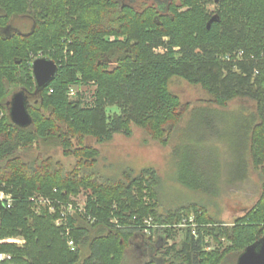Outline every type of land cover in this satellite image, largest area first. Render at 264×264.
I'll return each instance as SVG.
<instances>
[{"label":"trees","instance_id":"16d2710c","mask_svg":"<svg viewBox=\"0 0 264 264\" xmlns=\"http://www.w3.org/2000/svg\"><path fill=\"white\" fill-rule=\"evenodd\" d=\"M138 1L0 0V190L14 198L12 208L0 205V238L26 241L22 248L1 246L12 257L1 264H124L138 239L151 253L146 264H237L264 238V0H153L157 6L145 1L142 8ZM23 17L33 21L28 32L13 29ZM40 57L55 61L59 70L38 91L32 64ZM175 78L201 87L219 110L237 99L254 104L253 111L242 110L240 151L243 179L250 170L258 173L262 190L231 225L199 205L162 213L161 177L154 169L103 180L100 153L85 143L91 138L102 145L140 128L167 146L192 107L171 89ZM90 85L91 105L71 100L73 88ZM19 91L29 99L27 128L10 119L9 104ZM113 107L119 111L111 114ZM53 149L75 160L74 166L54 161ZM200 158L195 170L189 161L180 168H189L191 179H177L209 192L213 188L201 180L221 166L219 160L203 163V153ZM82 191L88 195L84 212L77 209L57 225L60 202ZM35 198L54 200L56 213ZM185 221L188 227H177ZM179 232V247L162 246Z\"/></svg>","mask_w":264,"mask_h":264},{"label":"rangeland","instance_id":"374dc122","mask_svg":"<svg viewBox=\"0 0 264 264\" xmlns=\"http://www.w3.org/2000/svg\"><path fill=\"white\" fill-rule=\"evenodd\" d=\"M145 1L149 6H155L156 2L161 4L166 0H155L156 2L142 0L137 2V6L142 8L146 4ZM216 8L215 4L209 5L211 11ZM32 24L33 21L29 17L18 18L14 21L13 29L28 32ZM170 86L184 103H190L192 107L179 129L172 134L168 145L152 140L140 128H134L130 137L118 134L112 141L102 145L88 138L85 143L96 147L100 153L97 164L99 176L103 180L119 179L128 172L127 170H132L133 175L136 176L143 169H154L161 177L157 193L162 213L199 205L206 207L208 215L213 219L231 225L236 218L243 216L255 205L262 190L258 173L250 170L248 178L243 179L245 157L240 151L244 145L242 134L246 117L244 112L253 111L254 104L237 99L230 102L227 108L219 110L217 109L219 107L211 104V97L199 86H192L181 78L173 79ZM94 89L92 85L77 86L71 90V93L76 94L71 96V100H82L84 105H91L94 100ZM198 108L200 110L196 115L194 112L191 116V111ZM118 111L117 107L109 109L111 114ZM220 137L229 138V143L220 141ZM202 153L203 163L219 160L221 166L219 169H209L205 173V178L201 180L213 188L209 192L193 190L177 179V176L182 174L189 179L192 178L189 168L182 170L180 168L184 162L189 161L192 163L191 169L195 170L197 165L201 164ZM49 155L54 161H61L68 168H72L75 164V160L65 157L61 149H53ZM231 181L233 183L230 184ZM87 196V193L82 191L78 196L70 197V200L84 206ZM189 215L193 216V213ZM147 237L150 238L149 233ZM183 238V232H179L176 240L163 239L162 246H171L176 242L179 247ZM156 239L155 236L153 240ZM141 242L143 241L138 239L132 243V247L127 250L124 264H146L151 259L150 250ZM25 244L26 241L15 246L22 248Z\"/></svg>","mask_w":264,"mask_h":264},{"label":"water","instance_id":"95a60500","mask_svg":"<svg viewBox=\"0 0 264 264\" xmlns=\"http://www.w3.org/2000/svg\"><path fill=\"white\" fill-rule=\"evenodd\" d=\"M58 70V64L52 59L46 57L36 59L32 64V71L37 90L40 91L53 81L58 74ZM28 102V95L25 91H19L12 97L9 104V114L14 125L21 128L32 125V118L27 107ZM237 264H264V238L249 246L239 257Z\"/></svg>","mask_w":264,"mask_h":264},{"label":"built area","instance_id":"2783aa9c","mask_svg":"<svg viewBox=\"0 0 264 264\" xmlns=\"http://www.w3.org/2000/svg\"><path fill=\"white\" fill-rule=\"evenodd\" d=\"M73 94V92L71 93V95ZM36 202L38 205H42V206H48V211L50 214H55L56 213V206L54 205V200L51 199H43V198H35ZM1 204H6L7 208H12L14 206V198L11 194H8L2 190H0V205ZM61 217L58 219L57 221V225H61L62 222L67 218V216L69 214L74 213L75 211H80L81 213L84 212V207L80 204H77L73 201H69L67 204L66 203H61ZM190 221L193 222V216L190 217ZM152 220L149 219L146 221V224H148L149 226H151ZM188 227L187 222L185 221L184 224H180L177 227L179 228H185ZM145 233H149L148 231H146ZM192 234L196 235V228H195V224H192ZM25 243L24 239H19V238H5V239H1L0 238V247L3 245H17V244H22ZM69 246L71 247L72 250H75V244L73 241H69ZM12 259L11 255L1 252L0 251V264L10 261Z\"/></svg>","mask_w":264,"mask_h":264},{"label":"flooded vegetation","instance_id":"af4514ba","mask_svg":"<svg viewBox=\"0 0 264 264\" xmlns=\"http://www.w3.org/2000/svg\"><path fill=\"white\" fill-rule=\"evenodd\" d=\"M13 25H14V23H13ZM15 30V29H14Z\"/></svg>","mask_w":264,"mask_h":264}]
</instances>
